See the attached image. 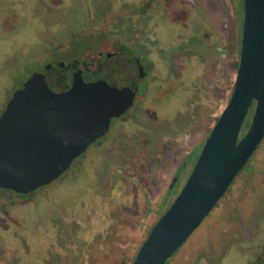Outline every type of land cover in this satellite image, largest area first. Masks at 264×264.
<instances>
[{"label":"flooded vegetation","instance_id":"flooded-vegetation-1","mask_svg":"<svg viewBox=\"0 0 264 264\" xmlns=\"http://www.w3.org/2000/svg\"><path fill=\"white\" fill-rule=\"evenodd\" d=\"M55 1L64 4V0ZM81 1L87 4L85 22L66 36L67 44L58 43L64 37L55 27L57 22L53 16L37 20L39 27L34 35L45 45L46 52L43 55L34 54L28 60L34 69L29 72L26 63L24 74L20 73L22 66L15 67L20 63L17 59L14 63H7V70L17 72L9 79L18 80L25 74L28 77L15 89L12 97L35 73H47L46 68L51 66V69L68 73L71 78L78 74L87 84L105 82L109 91L130 88L135 92L133 103L122 115L112 119L104 136L76 158L56 181L29 194L0 188V228L3 229V234H0L4 235L0 237L7 240L6 235H9L10 240L15 239L17 243L11 244L9 240L1 245L5 251L0 252V264H90L93 250L103 248L108 231L95 233L96 226L101 222L97 224L94 221V229L90 230L89 225H83L86 217L78 221H73V217L85 212L84 208H89L98 197L92 190V182L97 175L114 174L115 178L120 177L117 167L136 171L140 166L147 170L155 158L164 163L170 161L166 145L176 148L178 144L172 140L183 142L184 130L189 127L197 130L202 123V89L187 82L201 81L198 76L204 75L203 86H208L207 81L212 79L207 76L206 70L202 73V69L209 67L211 60L221 62L226 55L221 53L224 51L221 47L223 38L220 42L219 39L221 31L228 25L210 16L213 14L205 7L204 0ZM225 2L242 40L244 0ZM42 31L57 38L53 42L43 40L38 37ZM83 43L87 50L74 53ZM10 54L13 53H3ZM197 65H200L198 71ZM10 100L3 105L0 118ZM169 110L173 114L170 115ZM195 141L198 142L191 152L181 157L172 181L165 189L161 204L165 211H162L161 217L183 189L205 144L201 139ZM98 163H102L104 169L102 167L101 171L87 178L88 167ZM247 165L249 168L250 164ZM247 165L238 177L248 170ZM66 185L71 187L65 189L70 195L69 200L59 201L57 194ZM230 189L206 219L214 214ZM45 192L46 197L41 194ZM57 202L62 208L54 213L53 206ZM44 204L49 205L47 213L41 209ZM245 206L241 210L249 213L245 219L237 214L228 223L222 221V237L227 240L221 242L218 248L214 243L206 246L204 254L197 256L199 253H196L190 264H264V215L262 211H251ZM26 209L35 210L32 212L34 216L25 215ZM12 212L19 218L23 215L27 218L12 220ZM88 218L91 220L92 216ZM7 220L23 225L27 236H21L20 230L11 229ZM29 225L30 230H27ZM11 232L15 237L10 235ZM93 234L95 236L88 242L85 237ZM21 237L28 238L27 246L21 244ZM79 243H83L85 249L78 246ZM18 248L22 253L17 252ZM39 251L46 256L42 263L37 255Z\"/></svg>","mask_w":264,"mask_h":264},{"label":"water","instance_id":"water-1","mask_svg":"<svg viewBox=\"0 0 264 264\" xmlns=\"http://www.w3.org/2000/svg\"><path fill=\"white\" fill-rule=\"evenodd\" d=\"M244 10L240 62L229 103L183 189L132 264H167L217 207L264 140V0H244ZM46 70L25 82L0 118V188L20 194L59 179L104 136L135 95L130 88L109 91L105 82L87 84L78 74L71 78L51 66ZM54 74L64 83L54 82Z\"/></svg>","mask_w":264,"mask_h":264},{"label":"rangeland","instance_id":"rangeland-1","mask_svg":"<svg viewBox=\"0 0 264 264\" xmlns=\"http://www.w3.org/2000/svg\"><path fill=\"white\" fill-rule=\"evenodd\" d=\"M90 1L94 2L95 0ZM204 1L205 7L207 6L208 11L213 14L210 16L215 20H223L224 25L227 24L228 28L224 27L225 30L221 31V38L219 39L220 42L223 38L221 47L224 51L221 53H226V55L223 56L221 62L217 63L211 60L209 67L202 69V73L203 70H206L207 76H210L212 81H207L208 86H203L202 81L205 80L203 75L198 76L201 81L198 80L196 83L187 82L192 87H201L202 89L203 111L200 128L195 130L194 127H189L184 130L185 140L183 142L178 143L172 140V142L178 144L176 148L166 145L167 156L171 158L166 163L155 158L153 163L148 165L147 170L140 168V166H138L136 171H126L121 167V169L117 167L116 170L120 175L118 178H115L114 174L96 176L91 187L93 192L98 194V197L91 202L92 204L89 208H84L85 212L77 213L76 218L73 217V221L82 220L86 217L83 225H89L90 230L94 229V221L97 224L101 222L96 226L95 233L100 234L108 231V237L103 248L93 250L90 264H132L151 229L165 211V209L161 208L164 199L163 194L172 181L181 157L191 152L194 145L198 142L195 141L196 139H201L202 144L205 143L217 119L229 103L234 91L240 62L241 34L237 33L236 24L231 15H229L225 0ZM172 6L173 4L170 8ZM86 8L87 4L81 0H64L63 5L55 0H42L41 2L39 0H0V114L3 111V105L12 98L15 89L20 87L28 78L25 74L24 77L20 76L18 80L17 78L9 79L10 76L15 75L17 72L15 73V70H7V63H14V59H17V63H20L19 65L16 63L15 67L22 66L20 73L24 74L25 66L29 63L28 60L33 58L34 54L43 55L46 52L44 50L45 45L41 41L36 40L34 35L35 29L39 27L37 26V20H44L53 16L57 22L55 27H58L61 36L64 37V39H59L58 43L67 44L66 36L75 28L84 24L85 15H87ZM226 17L228 21H226ZM42 32L38 37H42L43 40L47 39L53 42L57 38L54 35H47L44 31ZM86 50L83 43L74 53H84ZM5 52L13 54L3 55ZM27 66L28 71L34 69L32 65L28 64ZM198 67L200 65H197L196 71H198ZM53 80L60 84L64 83L60 74H54ZM183 85H185V82ZM174 108L175 105L173 110ZM168 113L170 115L173 114L170 110ZM252 114L253 110L247 119L248 123L251 122ZM248 164H250L249 168L247 165L248 170L245 169L246 171L237 178L214 214L203 222L201 227L190 237L179 252L168 261V264H190L196 256L195 254L199 253L197 256L204 254L206 246L211 243H214L217 246L216 248H218L221 242L227 240L222 237L223 234L221 233V228L224 226L223 222L232 221L234 215L237 214L243 219L248 217L249 213L241 212L244 205H247L245 208L251 211H262L264 215V140ZM102 167L104 169L102 163H98L95 166L90 165L86 172V177L90 179L93 173L101 171ZM111 175L113 176L111 177ZM65 189H71V187L66 185L61 188V192L57 194L59 201L69 200L68 197L70 195L67 194ZM41 194L45 197L47 196L46 192ZM58 204L60 203L57 202L53 206L54 213L59 208H62ZM55 205L57 206L55 207ZM41 207L42 211L48 212L49 205L44 204ZM50 208L52 207L50 206ZM32 212L36 211L29 209L24 211L25 215L29 213L34 216ZM12 215L11 219L16 221L22 220L21 218L24 217L23 215L19 218L13 212ZM47 216L48 214L44 218H47ZM91 216L92 219L89 220L88 217ZM24 218L27 217L25 216ZM7 221L11 225V229L20 230L21 236H27L25 231H23V225H17V223H13L10 220ZM2 230L0 228V233H2ZM27 230H30V225ZM10 235L15 237L12 232ZM0 236L2 235L0 234ZM93 236L95 234L87 235L85 239L91 242ZM2 237H0V252L5 251L2 246L10 240L9 235H6L7 240ZM20 240L23 246H27V237H21ZM9 243L17 245L15 239H11ZM82 244L79 243L78 246L80 245L82 249H85ZM42 245L47 247L46 244ZM44 250L45 247L42 246V251ZM42 251L37 253L41 263L46 258ZM17 252L22 253L20 248L17 249Z\"/></svg>","mask_w":264,"mask_h":264},{"label":"trees","instance_id":"trees-1","mask_svg":"<svg viewBox=\"0 0 264 264\" xmlns=\"http://www.w3.org/2000/svg\"><path fill=\"white\" fill-rule=\"evenodd\" d=\"M246 122H247V121H246ZM244 127H245V126H244ZM246 129H247V128H246ZM244 135H245V133H244V134H242V136H244ZM242 136H241V137H242Z\"/></svg>","mask_w":264,"mask_h":264}]
</instances>
